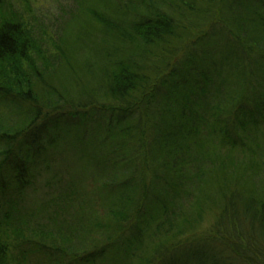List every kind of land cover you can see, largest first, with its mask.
<instances>
[{
  "label": "trees",
  "instance_id": "16d2710c",
  "mask_svg": "<svg viewBox=\"0 0 264 264\" xmlns=\"http://www.w3.org/2000/svg\"><path fill=\"white\" fill-rule=\"evenodd\" d=\"M52 1L0 0V264H264V0Z\"/></svg>",
  "mask_w": 264,
  "mask_h": 264
},
{
  "label": "rangeland",
  "instance_id": "374dc122",
  "mask_svg": "<svg viewBox=\"0 0 264 264\" xmlns=\"http://www.w3.org/2000/svg\"><path fill=\"white\" fill-rule=\"evenodd\" d=\"M28 3L31 4L33 8V13L32 14H27V20L28 22L32 23L33 25L37 26L38 24L34 22V16L39 20L44 21V24L47 26L48 24V19L47 18H54L55 16L59 15V8H55L56 3H54L52 0H28ZM45 17V18H44ZM47 20V21H46ZM46 21V23H45ZM49 25V24H48ZM51 33V31L49 32ZM52 34V33H51ZM51 35L47 36L50 37ZM45 42L48 43V46L51 48L53 52H55V48L53 47L52 41H49L48 38H45ZM1 82H5L4 80H0ZM65 168L67 166H64ZM34 221H37L35 219Z\"/></svg>",
  "mask_w": 264,
  "mask_h": 264
}]
</instances>
